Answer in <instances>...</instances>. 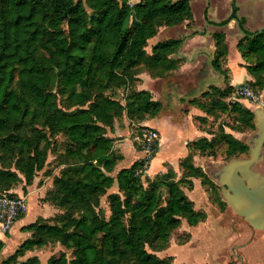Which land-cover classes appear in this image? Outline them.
Returning <instances> with one entry per match:
<instances>
[{"label":"trees","instance_id":"16d2710c","mask_svg":"<svg viewBox=\"0 0 264 264\" xmlns=\"http://www.w3.org/2000/svg\"><path fill=\"white\" fill-rule=\"evenodd\" d=\"M189 21V0H141L132 6L128 0H0V193L15 197L10 190L24 181L26 194V187L44 167L51 138L60 134L69 140L65 157L81 162L70 164L54 180L51 200L66 213L54 224L37 219L23 226L30 235L2 264L16 263L48 240L71 250L72 259L61 253L47 264H171L156 252L168 247L182 220L195 226L204 214L180 194V180L160 178L167 173L142 181L137 175L142 160L110 175L120 158L111 154L114 139L106 135V128L124 111L130 118L142 113L153 117L160 103L144 90L131 92L125 104L105 92L122 85L127 76L135 78L138 67L153 78L174 70L171 55L179 40L158 42L149 53L146 48L160 28ZM213 40L212 65L224 75V34H214ZM236 48L254 78L252 85L262 91L264 33L243 38ZM230 89L218 92L226 96ZM217 102L225 111L227 105ZM194 103L211 114L199 99ZM230 111L240 128L253 129L249 110L237 104ZM219 133L227 158L247 153L242 141ZM216 141V135L202 138L190 148L214 156ZM180 167L190 174L184 183L189 190L192 179L217 188L191 157ZM114 184L118 191L107 197L110 215L105 219L95 207L99 196ZM3 246L0 240V251ZM17 264L41 263L33 256Z\"/></svg>","mask_w":264,"mask_h":264},{"label":"rangeland","instance_id":"374dc122","mask_svg":"<svg viewBox=\"0 0 264 264\" xmlns=\"http://www.w3.org/2000/svg\"><path fill=\"white\" fill-rule=\"evenodd\" d=\"M83 2H86V0H83ZM194 10L192 9V12ZM157 37V36H156ZM160 37V35H158ZM161 38V37H160ZM156 40H160L159 38H155ZM149 46V44H148ZM235 57V56H234ZM233 58H229V63L233 62ZM243 66V65H242ZM225 70V69H224ZM234 70V71H233ZM232 71L225 70L224 72V82L223 84L218 88V90L211 89V91L204 96H201V98L198 97V99L203 103L201 106L206 107V111H211V114H206L204 110L201 109V111L207 115L206 118L204 119H197L194 118L193 121H195V124L199 125V128H204L207 130V133L210 134L208 138H213L212 135L217 136V141L214 144L213 151H214V156H206V154H200L198 151H194V157H191V162L195 166L201 167L204 172L207 175H211L212 172L215 170H218L222 165H224L227 162V157L225 155V145L221 143L218 139V135L220 134L219 132L224 131L227 133L232 134L234 137L237 139L246 142L249 140L251 135L254 133L253 129L249 128H240V124L237 122L235 119V115L231 113V107L233 105H240L243 107L241 104H233L230 101H228V96L230 95V92L233 90L234 87H231L229 94L226 96H221V93L218 92L219 90H224L225 88H228V85L232 81L233 83L243 81L239 84L236 85H246L250 87L252 92L260 96L263 95L264 90L259 91L256 89L252 84L254 81V78H250L247 81H244L247 79V76H245V71L246 69H235L233 67ZM141 74H146L147 76L153 78L151 73H149L148 70H146L143 66L138 67L133 71V75L136 76L135 78L133 77L131 80V77L127 76L124 78V83L122 85L118 86H113L111 87L108 91L105 92V95L118 100L120 103L125 104L126 99L130 96L131 92L135 91H141L140 89L142 88L141 86H144L143 80L140 77ZM247 74V73H246ZM171 74H166L165 78L167 76H170ZM233 85V86H236ZM158 83L155 85L154 91H157L158 89ZM264 89V88H263ZM156 93V92H154ZM262 99V98H261ZM217 101H220L221 103H224L227 105L225 111H221L219 109V106ZM246 105L247 102H244ZM256 105H263V103H259ZM256 105H251V106H256ZM149 115L142 113L140 116L137 117H127V112L124 111L123 114L117 118H115L112 121V125L110 127L106 128V135H108L109 131L113 129L115 126V123L118 121L121 122L123 119H126L128 121L129 126L132 128V131H135L136 134H139L140 132V125L143 121L146 119H149ZM182 119L186 120L187 122H190L189 115L187 114V111L184 110L182 113ZM181 119V120H182ZM181 120H178L179 122ZM156 127V126H155ZM156 129L160 132V136L162 138V143L160 146V151L158 157L154 160L153 164L147 166V167H142V169L137 171V175L141 177V180L145 179H154L155 177L161 176L162 173H167V175L162 176L160 178L163 179H171L170 181H175L177 182L180 180L179 183L181 189L180 194H184L188 196L193 201L194 208L198 211L202 212H207L209 214V217L211 218L212 216H217L216 214H229L230 213V208L227 207L225 208V205L221 208L218 204L219 199H222L221 196V189L220 186H217V188H212V191L207 187V186H201L200 183L196 180L194 183L192 189H188L187 186L184 183H187L185 178L189 177V173L187 170L182 169L179 165L171 167L169 164L165 165V169L159 172L153 173L154 168L157 166L161 165V160L165 158V155L169 156H179L180 151L177 148L171 147V143L174 140L175 132L172 130V128H166L165 125L162 123L156 127ZM180 132H182L179 129ZM178 133V132H176ZM51 143L49 145V148L47 150V156H46V161L44 164V167L42 170L38 171L34 177V181L32 185H30L33 188V196L32 194L28 197L25 196L23 193V186H24V181L21 183H18L15 185L10 191H13L14 194L20 195L26 198L27 201V212L25 217L29 216L30 219H34L33 221H29V223H32L38 219L40 222H47L49 224H54L58 221L60 216H63L66 213V208L57 205L56 202H53L51 200L52 192L55 190L54 186V180L58 178L61 175V172L64 168H67L70 166V164H79L81 163L80 160L77 159H68L65 157V145L67 144V141L69 142L68 138L63 136V135H58L54 138H51ZM111 154L113 156H117L114 154V152L111 151ZM247 154H244L243 156H246ZM172 159V158H171ZM229 159V158H228ZM68 165V166H67ZM125 164H118L117 167L124 168ZM11 170L15 171L14 164L11 165L10 167ZM119 169L115 167L114 171L110 174L111 176H115L117 171ZM165 173V174H166ZM29 187V186H27ZM26 187V188H27ZM17 191V192H16ZM118 191L116 184H114L110 189H108L104 194L99 196V203L95 207L96 212L99 214L100 217L107 219L110 215V210H109V204L107 201V197L111 193H116ZM27 193V189H26ZM4 194V193H0ZM223 200V199H222ZM211 203V204H210ZM212 208V209H211ZM221 210H220V209ZM229 212V213H228ZM232 214V213H231ZM229 214V219L231 222L238 221L242 222L241 219ZM228 215L223 216V218H227ZM21 222H25L22 220ZM206 228V221L204 223L198 224L195 228L190 227L185 220L181 221L180 227L173 232L171 235L169 245L168 247L161 251V252H156V256L159 258L167 259L171 264H206L203 263L202 261H193L192 259H195L196 256L199 255L200 251H195V256L193 258L192 253L194 252V246L196 244L197 238L200 236V234L204 233V229ZM201 231V232H200ZM213 235L217 236V240L215 243L212 245V251L216 249H221L222 246L225 247L231 240H228V233H226L225 230H220L218 228L213 231ZM192 238V242L189 241V239ZM201 238V237H200ZM199 238V239H200ZM213 237L212 239H214ZM204 239V238H203ZM16 242L15 238L13 240ZM189 241V242H188ZM188 242V244H186ZM21 242H19L20 244ZM18 244V245H19ZM11 247V245H6L5 248H3L0 251V264L7 259L13 252L16 250L18 247ZM205 246V245H204ZM203 245L197 246L198 249H201L204 247ZM4 247V246H3ZM204 249V248H203ZM61 253H64L66 256V259L70 261L72 259V251L66 249L63 245H61L59 242L56 240H48L45 246L39 249H34L32 251L26 252L23 256L18 257L16 263L20 261H24L28 258L31 257H36L39 263L41 264H47L50 258H58ZM192 255L191 260H188V257ZM166 260V261H167ZM167 261V262H168ZM226 263V261H225ZM224 263V264H225ZM13 264V263H12ZM230 264H237L235 261H232Z\"/></svg>","mask_w":264,"mask_h":264},{"label":"crops","instance_id":"0c3cea01","mask_svg":"<svg viewBox=\"0 0 264 264\" xmlns=\"http://www.w3.org/2000/svg\"><path fill=\"white\" fill-rule=\"evenodd\" d=\"M140 1L141 0H128V4L132 6ZM230 3V0H189L191 11L192 9L194 10L192 12V21L183 22L172 27H162L158 30L156 34L157 37L155 36L149 40V46L146 48L148 53L150 52L151 46L158 42L170 39L180 41L178 49L171 55V58L175 60L176 68L170 71V76H167L166 78H151L146 74L140 75V77H142L141 79H144V86H141L142 88L140 90L148 92L153 101L160 103V109L157 114L139 124L140 127L147 126L156 129V127L162 123L166 128H172V130L175 129L174 132L176 136H174L175 138L171 143V147L173 146L174 149L177 148L180 151V154L177 157L165 155V158L161 160V165L154 168L153 173L164 170L166 164H169L171 167L180 166L181 162L187 157H194L195 159V156H193L194 151L190 148V145L202 138L208 140L212 139L208 138L210 134L207 133V130L202 127L199 128V125L195 124L193 119H205L207 116L197 106V103H194L198 99L195 95L200 87L204 86L206 87L205 92H210V89L208 90L209 87H214L218 90L224 82V75L218 77V71L209 65V62L212 63L215 51L213 33H226L224 34V38L227 46V55L223 69L228 70L229 72L233 70V67L237 70L244 69L242 66L244 61L236 48V43L243 35L240 34L238 30L236 32L237 34H227L228 32L237 29L234 21L232 20L227 27L221 28L214 26L220 24L228 17L231 8ZM237 5H241L237 14L242 18V27L244 30L253 32L264 27V0H237ZM193 32H197V34H191ZM158 35H160L161 38L158 37ZM155 38H159L160 40H156ZM230 57L233 58V62L231 63H229ZM246 73L247 72H245V76H247V79L244 81L251 78L249 74ZM220 80V85H211L213 82H220ZM241 82L243 81L236 83L231 81L228 87H233V85ZM156 83H158L159 86L157 91H154L156 90ZM199 98H201V96ZM184 110L187 111L190 122L182 119V113ZM178 120L181 121L179 122ZM179 129L182 132H180ZM158 133L160 136L159 131ZM108 135L114 139L111 151L120 158L117 161L116 168L120 169V167H117L118 164L120 166V164L123 163L125 165L121 166L127 168L134 162L142 160L144 156L143 152L139 149V146L134 139L136 132L132 131V128L129 126L126 119H123V121L119 123L117 121L113 129L109 131ZM213 136L214 135H212V137ZM161 141L162 138L160 136L157 153L151 159L149 167L159 155ZM165 173H162L161 175ZM196 180L200 183L199 179H192L193 185ZM33 188L34 187L31 186L26 188V197L31 194L33 196ZM25 215L14 222L8 233L3 234L0 229V240L4 243L3 248H5L6 245L16 247L19 242H22L30 235L29 232L22 230V227L34 219L32 218L29 220V216L25 217ZM22 220L25 222H21ZM14 238L16 242L13 241Z\"/></svg>","mask_w":264,"mask_h":264},{"label":"flooded vegetation","instance_id":"af4514ba","mask_svg":"<svg viewBox=\"0 0 264 264\" xmlns=\"http://www.w3.org/2000/svg\"><path fill=\"white\" fill-rule=\"evenodd\" d=\"M230 2H231L230 3L231 8H230V13L228 17L225 18L220 24H217L214 26L221 27V28L227 27L228 24L232 20L234 21L236 19V15H238L237 11H239V8H241V5H237V0H230ZM242 26H243V22H242V18L240 17L239 27L241 28ZM260 29L253 31V32L245 30L244 32L245 34H247V36L249 35L252 36L253 34L264 33V30L259 32ZM237 30L239 31L238 26H237V29L230 31L227 34H237L236 33ZM218 33L226 34L223 32H215L213 34H218ZM239 33L243 34L240 31ZM191 34H197V32H193ZM247 36H242L241 38H239V41ZM221 75L223 76V74ZM209 89L211 91V89H214V87H209L208 90ZM261 98L263 101V105L261 106L259 105L251 106V105H246L245 103H241L243 108H245L246 110H249L252 113L253 132L256 131V126L259 124V121L264 123V97L263 95H261ZM248 153H249V148L247 150V153H242L238 157H235V158H247ZM244 154H247V155L243 156ZM228 160L229 159L227 158V161ZM214 172H212L211 175H207L208 178L212 176ZM246 172L250 180H253L256 176L264 177V142L261 146L260 159L256 161V163L251 168L247 169ZM213 183L215 184V182ZM244 183L246 185L248 184L247 181H244ZM209 189L212 191L211 188ZM220 189H221V196H222L223 187H220ZM222 199H223V196H222ZM222 199H219L218 204L221 208L223 207V205H225L224 209H226L229 206L224 201V199L223 200ZM200 212L204 214V219L200 221L198 224L204 223L206 221V228L204 229V233L200 234V236L196 240V244L194 246V252L192 253L193 258L195 256V251L197 252L200 251V252H199V255L195 257V259H192L193 261H202L203 263H206V264H224L225 261H226L225 264H230L232 261H235L237 264H264V227L260 228L259 226L251 223L244 216L235 212L231 208H230V213L229 212L228 213L229 214L232 213L231 215L241 219L242 222H238L235 220L234 222H231V220L229 219V214H226L228 215L227 218H223V216H226V215L218 214V213L216 214L217 216H212L210 218L207 212H202V211ZM197 225L190 226V227L195 228ZM216 228L220 230H225L226 233L229 234L228 240H231V241L225 247H223L222 245V246H219V247H222L221 249H216L212 251V247H213L212 245L215 243V241L218 238L217 236L213 235V231H215ZM213 237H215L214 238L215 240L212 239ZM189 241L192 242V238L189 239ZM188 242L186 244H188ZM196 245L197 246L205 245V246L202 247L201 249H198ZM192 255L188 257L189 261L191 260Z\"/></svg>","mask_w":264,"mask_h":264},{"label":"water","instance_id":"95a60500","mask_svg":"<svg viewBox=\"0 0 264 264\" xmlns=\"http://www.w3.org/2000/svg\"><path fill=\"white\" fill-rule=\"evenodd\" d=\"M239 20L240 17L236 15L234 21L239 31L243 33V36H247L244 28L239 27ZM262 30L264 28L260 29L259 32ZM209 65L214 69L211 62H209ZM217 75L219 77L221 73L217 72ZM220 84L221 80L220 82H213L211 85L218 86ZM205 88L201 86L195 96H202L205 93ZM263 142L264 123L259 121L256 131L248 141L244 142L249 148L248 157L230 158L209 177L216 185L223 187L222 196L228 206L260 228L264 227V177L256 176L253 180H250L246 170L251 168L260 159ZM244 181H247L248 184L246 185Z\"/></svg>","mask_w":264,"mask_h":264},{"label":"built area","instance_id":"2783aa9c","mask_svg":"<svg viewBox=\"0 0 264 264\" xmlns=\"http://www.w3.org/2000/svg\"><path fill=\"white\" fill-rule=\"evenodd\" d=\"M233 90L228 96V101L233 104H241L247 102L249 105L263 103L260 96L255 95L250 87L246 85L233 86ZM139 134H136L134 139L137 142L139 149L143 152V167H147L151 159L157 153L159 147L160 136L156 129L142 126ZM27 212L26 198L17 195L10 197L7 194L0 195V229L3 234H6L11 229L12 225L19 217Z\"/></svg>","mask_w":264,"mask_h":264}]
</instances>
